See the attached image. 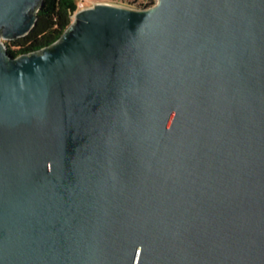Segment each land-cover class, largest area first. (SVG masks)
I'll return each instance as SVG.
<instances>
[{
  "label": "water",
  "instance_id": "95a60500",
  "mask_svg": "<svg viewBox=\"0 0 264 264\" xmlns=\"http://www.w3.org/2000/svg\"><path fill=\"white\" fill-rule=\"evenodd\" d=\"M0 0V264H264V0L100 3L14 56Z\"/></svg>",
  "mask_w": 264,
  "mask_h": 264
},
{
  "label": "trees",
  "instance_id": "16d2710c",
  "mask_svg": "<svg viewBox=\"0 0 264 264\" xmlns=\"http://www.w3.org/2000/svg\"><path fill=\"white\" fill-rule=\"evenodd\" d=\"M135 1L140 2L138 8H147L155 3V0ZM76 8L75 0H44L35 28L27 36L11 41L8 51L18 56L55 43L72 23L71 15Z\"/></svg>",
  "mask_w": 264,
  "mask_h": 264
},
{
  "label": "built area",
  "instance_id": "2783aa9c",
  "mask_svg": "<svg viewBox=\"0 0 264 264\" xmlns=\"http://www.w3.org/2000/svg\"><path fill=\"white\" fill-rule=\"evenodd\" d=\"M123 0H78L77 2V8L74 13H72L71 18L72 21L75 17V15L86 8L93 7L96 4L100 3H112V4H118L121 5Z\"/></svg>",
  "mask_w": 264,
  "mask_h": 264
},
{
  "label": "rangeland",
  "instance_id": "374dc122",
  "mask_svg": "<svg viewBox=\"0 0 264 264\" xmlns=\"http://www.w3.org/2000/svg\"><path fill=\"white\" fill-rule=\"evenodd\" d=\"M75 2L77 3L78 0H75ZM139 3L140 2H137L135 0H123L121 5L128 6V7H133V8H138ZM5 44L8 47V46H11L12 45V42L7 41V42H5Z\"/></svg>",
  "mask_w": 264,
  "mask_h": 264
}]
</instances>
